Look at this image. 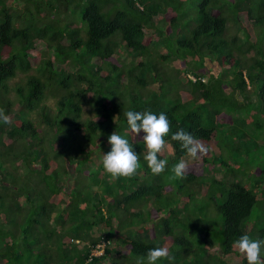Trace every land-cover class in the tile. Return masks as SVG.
Listing matches in <instances>:
<instances>
[{
    "label": "trees",
    "instance_id": "16d2710c",
    "mask_svg": "<svg viewBox=\"0 0 264 264\" xmlns=\"http://www.w3.org/2000/svg\"><path fill=\"white\" fill-rule=\"evenodd\" d=\"M0 108L11 121L0 122V264H135L155 247L172 264H247L234 243L264 205V168L245 157L264 132V0H0ZM127 111L167 115L164 173L148 169ZM181 129L218 163L209 149L189 157L171 139ZM113 132L140 155L138 176L105 172ZM181 159L186 176L173 179ZM212 165L221 178L204 173ZM188 208L215 261L187 239Z\"/></svg>",
    "mask_w": 264,
    "mask_h": 264
},
{
    "label": "clouds",
    "instance_id": "9594fccd",
    "mask_svg": "<svg viewBox=\"0 0 264 264\" xmlns=\"http://www.w3.org/2000/svg\"><path fill=\"white\" fill-rule=\"evenodd\" d=\"M189 78L194 80L192 75H189ZM124 115L131 133L137 137L143 133L142 139L146 147L143 159L146 161L148 169L154 176L164 173L168 161L162 159L161 156L167 147L165 138L171 132V123L167 115L163 112L156 115L150 111H127ZM0 122L4 124L11 122L3 108H0ZM171 139L178 142L192 159H199L208 152L201 141L182 129L172 134ZM108 142L111 145V151L104 154L102 163L105 172L111 179H131L138 176L142 168L141 158L129 140L113 132L108 137ZM187 167V162L184 159L175 164L172 168L173 179H184ZM74 242L77 243V240ZM234 247L241 256L246 258L247 264H264V239H253L248 234H243L235 241ZM161 260L172 264L175 257L170 254L167 247H155L147 252L146 257H138L135 264H158Z\"/></svg>",
    "mask_w": 264,
    "mask_h": 264
},
{
    "label": "rangeland",
    "instance_id": "374dc122",
    "mask_svg": "<svg viewBox=\"0 0 264 264\" xmlns=\"http://www.w3.org/2000/svg\"><path fill=\"white\" fill-rule=\"evenodd\" d=\"M68 15H69V18H74L71 14V12H67ZM76 22V21H75ZM78 23V22H77ZM241 36V33L239 34ZM122 56L124 57V54L122 53ZM124 61H128V58L124 57L123 58ZM54 66H58V67H61L62 64L59 63L58 65H54ZM18 79H20V75H17L16 77H14L13 79L9 80L8 83L9 84H12L14 83L15 81H17ZM204 79V78H203ZM12 94V93H10ZM9 94V96H10ZM49 106H52L53 104V100L52 99H47L45 101ZM241 128L242 130L244 131H247V128H249L247 125H241ZM251 129V128H250ZM253 130V128H252ZM251 132V130H250ZM257 132V131H256ZM257 134H259L260 136H256V142H257V148H253L250 150V152L248 154L245 155L246 157V163L248 164V166H256V165H259L260 168H264V139L262 138V136H264V132L260 131V132H257ZM258 137V138H257ZM54 140L50 141V145L53 143ZM60 143V140H59V137L54 141V144H55V147H58ZM109 144V143H108ZM209 152L211 154H214L217 149L216 147L213 145V144H210L209 145ZM223 155H226L227 152L225 151V149H223ZM218 159L220 160L219 158V154H214V156H212L210 158V163H214L213 161H216V163H218ZM229 160V159H228ZM231 162V160H229ZM229 161H227L229 163ZM232 164V163H231ZM219 165V164H218ZM218 165H212V167H206L204 168V173L206 175H211L217 179L221 178L223 176V169L220 168ZM94 165H91L90 167H93ZM264 170V169H263ZM234 171V170H232ZM262 178H261V183H259L260 185L259 186H263L264 187V171H263V174H262ZM243 177H246L245 179L249 178V184H252L255 180L257 181V178L255 179L254 177H251L249 176L247 173L245 174H242ZM80 177V176H79ZM244 184V183H243ZM246 187H249L248 185H245ZM91 188H95L94 186H92ZM253 189V188H252ZM264 189V188H263ZM254 191H256V189H253ZM183 204V202L181 201L179 203V205ZM259 206H257V204H255L252 208V221L250 223H253L256 219V221L252 224V230L250 231V233L248 234L249 236L253 233V235H251V238L253 239H257V230L259 229V225H264V205L262 202L258 203ZM207 206V205H206ZM205 206V210L207 212V215L209 218H211V220H206V222H208L210 225H213L214 227H217V228H220L221 227V219L219 218V215L217 214V212L215 211L214 209V206L212 204H209L208 205V208ZM257 206V207H256ZM187 214L190 216V219L189 218H186L185 222V226L187 227L186 229V232L187 233H190V234H185L187 239L190 241V243L193 245V248H197L196 246V241L199 242V238L198 237V234H196L198 231L196 229V224L194 223L193 224V221L192 220H195V221H198L199 219V213L195 211L194 208H188L187 210ZM192 216V218H191ZM257 216V218H256ZM150 222H148L147 224H149ZM135 226H138V225H135ZM246 233V231H245ZM96 234V233H95ZM215 234L213 233V228L211 230L208 231V236L207 238H210V237H213ZM261 239H264V234H263V237ZM214 240L216 241L217 239L214 238ZM78 247L81 246L80 243H77ZM197 255L198 257L200 256H205L206 258L208 257L209 259H211L212 261H215L216 259V255L218 254H215L212 255L211 253H209L206 249L198 246L197 248ZM178 264H180V262H178Z\"/></svg>",
    "mask_w": 264,
    "mask_h": 264
},
{
    "label": "built area",
    "instance_id": "2783aa9c",
    "mask_svg": "<svg viewBox=\"0 0 264 264\" xmlns=\"http://www.w3.org/2000/svg\"><path fill=\"white\" fill-rule=\"evenodd\" d=\"M104 244H105V242L104 241H101V242H99V243L91 246L92 248H91V250L89 252V257L100 255L101 252H102V249H103V245Z\"/></svg>",
    "mask_w": 264,
    "mask_h": 264
}]
</instances>
